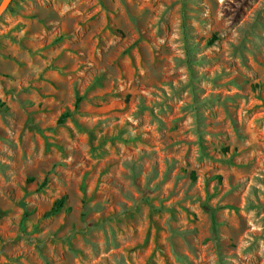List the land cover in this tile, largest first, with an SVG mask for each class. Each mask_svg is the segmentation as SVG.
<instances>
[{
  "label": "rangeland",
  "instance_id": "374dc122",
  "mask_svg": "<svg viewBox=\"0 0 264 264\" xmlns=\"http://www.w3.org/2000/svg\"><path fill=\"white\" fill-rule=\"evenodd\" d=\"M0 264H264V0H0Z\"/></svg>",
  "mask_w": 264,
  "mask_h": 264
},
{
  "label": "trees",
  "instance_id": "16d2710c",
  "mask_svg": "<svg viewBox=\"0 0 264 264\" xmlns=\"http://www.w3.org/2000/svg\"><path fill=\"white\" fill-rule=\"evenodd\" d=\"M45 185H46V181L44 180L42 182V184L40 185V188L45 187ZM63 204H64V198H61L60 200L55 202L54 207L51 210V212L47 213L46 215H50L51 213H55L58 209L62 208ZM20 206L23 209V218H22V220H25L28 217V212L26 210V205H25V203L22 202L20 204ZM210 220H211L212 230L215 232V214H214L213 210H210Z\"/></svg>",
  "mask_w": 264,
  "mask_h": 264
}]
</instances>
